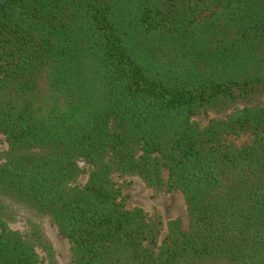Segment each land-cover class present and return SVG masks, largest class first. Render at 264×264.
Segmentation results:
<instances>
[{
  "label": "trees",
  "instance_id": "16d2710c",
  "mask_svg": "<svg viewBox=\"0 0 264 264\" xmlns=\"http://www.w3.org/2000/svg\"><path fill=\"white\" fill-rule=\"evenodd\" d=\"M263 98L264 0H0V264H58L46 222L73 264H264Z\"/></svg>",
  "mask_w": 264,
  "mask_h": 264
},
{
  "label": "rangeland",
  "instance_id": "374dc122",
  "mask_svg": "<svg viewBox=\"0 0 264 264\" xmlns=\"http://www.w3.org/2000/svg\"><path fill=\"white\" fill-rule=\"evenodd\" d=\"M261 105L264 108V98L262 99ZM219 117L220 116L214 111H206L193 116L192 121L203 129L210 123L211 120ZM252 139L253 136L251 134H241L238 136L228 137L226 139V143L235 146H243L250 144ZM7 152L8 144L6 142V138L0 134V162L5 159ZM80 165L85 173L74 184V186H83L89 177V166L83 160L80 161ZM112 179L122 190L128 209L140 208L148 214L160 212L166 224L179 218L182 222V229L186 232L189 231L190 216L182 193H155L148 188L139 177L116 175L113 176ZM43 227L47 239L50 241L55 250L57 263L73 264L74 258L69 241L59 233L55 225L46 222ZM13 228L15 230H23L21 225H15ZM166 236L167 228L164 230L162 239ZM41 257L42 264H48L45 261L43 254Z\"/></svg>",
  "mask_w": 264,
  "mask_h": 264
}]
</instances>
